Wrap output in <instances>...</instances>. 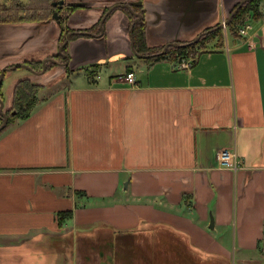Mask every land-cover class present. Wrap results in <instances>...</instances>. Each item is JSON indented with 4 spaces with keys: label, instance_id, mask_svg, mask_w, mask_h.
Segmentation results:
<instances>
[{
    "label": "crops",
    "instance_id": "1",
    "mask_svg": "<svg viewBox=\"0 0 264 264\" xmlns=\"http://www.w3.org/2000/svg\"><path fill=\"white\" fill-rule=\"evenodd\" d=\"M67 1L84 3L69 14L77 31L139 3L159 47L214 30L241 0ZM127 11L107 16L103 39L69 41V66L99 63L95 77L70 76L0 132V264H264V18L183 70L134 53ZM118 59L125 70L111 72ZM223 150L237 169L220 165Z\"/></svg>",
    "mask_w": 264,
    "mask_h": 264
},
{
    "label": "trees",
    "instance_id": "2",
    "mask_svg": "<svg viewBox=\"0 0 264 264\" xmlns=\"http://www.w3.org/2000/svg\"><path fill=\"white\" fill-rule=\"evenodd\" d=\"M57 0H0V25L1 24H22L27 22H36V23H46L50 20H53V15L55 12L59 11L57 3H54ZM237 4L232 12L238 7ZM74 7H71L73 10ZM136 10L142 11L141 6H135ZM108 10L105 9L104 14ZM128 12V11H127ZM231 12V13H232ZM130 22L129 25H133L135 16L128 12ZM102 16V17H103ZM101 17V19H102ZM255 22H258L264 18V0H249L245 2L234 15L232 20L229 22L226 28L216 27L214 30H206L205 33L201 36L199 41L191 44L182 42L180 46H170L165 53H162L164 46L151 47L149 46L146 38V25L143 20L138 21L133 26L132 36L134 39L135 49L138 53L148 55L147 59L150 62L168 59L174 63H177L182 58L200 55L204 50L209 47V45H216V47H222L226 41L224 30L227 29L230 31L233 37L242 38L239 30L242 25L246 22H249L251 18ZM228 19V18H227ZM100 21L90 28L84 30L91 31H100L99 28ZM61 33L58 38L59 44H62L66 40V35L71 31H75L72 28H69L68 22L64 18L60 23ZM80 31V30H79ZM82 35L75 34L74 38H78ZM68 46H65V52L68 54ZM60 57V56H57ZM197 60V57H196ZM195 60V62H196ZM194 62V63H195ZM35 68H40L41 61H31L27 62ZM93 68V69H91ZM100 68V64H93L90 67H87L86 70L91 74H94L96 70ZM131 68L128 67L127 71H130ZM67 71L70 72L69 67ZM91 74L89 77H91ZM89 75V73H88ZM92 76H96V73ZM46 86L40 83H34L29 78L20 79L15 88L13 94V103L8 111L9 120L5 128L20 119H25L31 115L37 105L42 101L40 93ZM0 97H2L1 88H0ZM15 113L13 114V112ZM2 121L0 120V125ZM4 129V128H3ZM2 129L0 130V132ZM78 194H84L82 191H78ZM70 213L62 212L57 214V219L59 224H62L65 219L70 217Z\"/></svg>",
    "mask_w": 264,
    "mask_h": 264
},
{
    "label": "rangeland",
    "instance_id": "3",
    "mask_svg": "<svg viewBox=\"0 0 264 264\" xmlns=\"http://www.w3.org/2000/svg\"><path fill=\"white\" fill-rule=\"evenodd\" d=\"M97 6L99 8H102L103 4L99 3ZM92 11L94 12L92 13ZM90 13L92 14V19L90 21L92 23L97 22L100 17L98 16V13L92 9H88L84 12V14L86 15ZM79 18L84 19V17ZM77 20L78 18L73 19V21L75 22ZM33 23L34 24L22 23V25H0V74L2 71L8 69L6 72L7 76L3 77L1 87L3 90L2 93L4 92L3 100L5 104V110L12 106L14 88L17 82L22 79L21 77H19V74H27L31 81H33L34 83L44 84L46 88L43 89L40 93V97L42 96L44 98H51L59 92H66L72 84L71 77L73 78V80L76 77L78 78V82H74L73 86L86 84L87 80L85 77H87L88 73L89 76L91 74L86 70V68L90 67L91 65L78 66L82 63H79L74 67H70L72 70L70 72H68L64 66L56 64L54 62H52L51 65L48 66V69L43 74H37L34 71L21 66L13 69V67L15 66L22 65L30 61H41L42 63H44V61L50 59L52 55L59 53L60 45H58V37L61 33L60 25L55 23V26H49L47 24H39L36 22ZM85 23L89 24L90 22L86 19L84 20V24ZM118 31V28H116V30H114V33H117ZM224 33L225 38L230 39V37L232 36L228 29L226 31L224 30ZM109 38L113 40L115 51L123 50L128 54H131L132 50L130 47V43L127 40L124 41L122 39H119L115 34H111ZM111 53L112 52H110V54ZM102 55L107 56L105 54H100L99 56ZM124 60L118 59L114 61L111 64V67H109L112 70L111 72L121 73L123 70H125ZM105 68L106 67L104 65V67L100 69V71L102 70L101 72L104 75L106 74V72L110 71L108 69L105 70ZM40 69L41 66L40 68H37V70L39 71ZM94 74H91V77H94L92 76ZM126 241L131 242L132 240L128 239Z\"/></svg>",
    "mask_w": 264,
    "mask_h": 264
},
{
    "label": "water",
    "instance_id": "4",
    "mask_svg": "<svg viewBox=\"0 0 264 264\" xmlns=\"http://www.w3.org/2000/svg\"><path fill=\"white\" fill-rule=\"evenodd\" d=\"M247 1H249V0H241L239 3H237V4H239L238 5V7L231 13H229V15H228V19H226V21L225 22H223V23H221L220 25H219V27H226L228 24H229V22L232 20V18L234 17V15L237 13V11L239 10V8L245 3V2H247ZM66 1L65 0H60V1H55L54 3H59L60 5H63L64 3H65ZM72 4V3H71ZM82 4H84V3H81V2H79V3H76V4H72L73 6H81ZM139 3H136V2H126V3H118V4H115L114 6H112V7H110V9L107 11V13L102 17V19L100 20V24H99V28H100V33H95V32H89V31H85V30H80V31H77V30H75V31H72V32H70L68 35H67V37H66V40L64 41V43L60 46V48H59V52L60 53H62V55L63 56H65L66 58H67V61L65 62V63H61V62H58V61H56V60H54L57 64H59V65H61V66H64L66 69H67V66L71 63V59H72V57H71V55H70V53H68V54H65V53H63L62 52V50H63V48H64V46H66L68 43H69V41H70V39H71V37L74 35V34H80V35H90V36H92V37H95V38H97L98 40H101V39H103V34H104V32H105V20H106V18H107V16L113 11V10H115L116 8H127L128 10H129V12L130 13H132L133 15H135V16H138L135 20H134V23H133V25L131 26V25H129V27H127V29L131 32V45H132V49H133V51H134V53L137 55V56H140V57H147L148 55H144V54H140V53H138L137 51H136V49H135V45H134V39H133V36H132V31H133V26H134V24L135 23H137L138 21H140L141 19H142V17H143V14H141V13H139V12H137V11H135L134 10V5H138ZM236 4V5H237ZM235 5V6H236ZM233 10V9H232ZM61 18H62V15L61 14H59L58 12H55L54 13V15H53V20H55L56 22H57V24H59L60 25V23H61ZM52 20H50V21H48V22H46V23H39V24H48L49 22H51ZM40 26V25H39ZM201 36H202V34H199L193 41H190V42H188L187 44H191V43H195V42H197V41H199V39L201 38ZM180 45H184V44H181V43H179V42H169V43H166L165 44V46H164V49H163V51H162V53H165L167 50H168V48L170 47V46H180ZM69 52V51H68ZM50 61V59H47L46 61H44V68H43V70L40 72V74H43V73H45L46 72V64H47V62H49ZM19 66H21V67H25V68H28V69H32V67L29 65V64H27V63H24V64H22V65H18V66H15V67H13V69H15V68H17V67H19ZM70 67V66H69ZM4 72H5V70L4 71H2V73L0 74V84L2 83V81H3V77H4ZM35 73H39V72H36V71H34ZM4 100H3V98L2 97H0V109L1 108H3L4 107ZM3 113V115H4V120H3V123L0 125V130L1 129H3V128H5V126L7 125V123H8V120H9V116L5 113V112H2ZM15 113V111L13 112V114ZM211 227H213V219H212V225H211Z\"/></svg>",
    "mask_w": 264,
    "mask_h": 264
},
{
    "label": "built area",
    "instance_id": "5",
    "mask_svg": "<svg viewBox=\"0 0 264 264\" xmlns=\"http://www.w3.org/2000/svg\"><path fill=\"white\" fill-rule=\"evenodd\" d=\"M227 27V26H226ZM225 27V28H226ZM252 29V23L246 22L244 25L240 27V34L241 36H247L249 34V31ZM196 57L191 55L187 58H182L180 61L176 63V67L178 69H189L195 62ZM126 79L132 83H136V75L133 72H127L126 73ZM220 165L224 167H230L233 169H237L238 167V160L236 157V153L232 151L223 150L220 153Z\"/></svg>",
    "mask_w": 264,
    "mask_h": 264
},
{
    "label": "flooded vegetation",
    "instance_id": "6",
    "mask_svg": "<svg viewBox=\"0 0 264 264\" xmlns=\"http://www.w3.org/2000/svg\"><path fill=\"white\" fill-rule=\"evenodd\" d=\"M57 1H60V0H57ZM66 2L63 4V5H60L59 3H57V5H58V7H59V11H57L59 14H61L62 15V18H61V21L65 18L66 19V21L68 22V20H69V14H71L72 12H73V10H74V8H73V10L71 9V7H75V6H73L71 3H68V1L67 0H65ZM55 2V1H54ZM121 8V7H120ZM134 8H135V6H134ZM107 9V8H106ZM110 8H108V10H109ZM107 10V11H108ZM135 11H137V12H140V11H138V10H136V8L134 9ZM107 11H106V13H107ZM114 11V10H113ZM105 13V14H106ZM104 14V15H105ZM135 16V15H134ZM138 16H135V19L137 18ZM52 21H54V20H52ZM141 21V20H140ZM70 28V27H69ZM84 30V29H83ZM85 31H89V32H95V33H100V31H91V30H85ZM72 32V31H71ZM69 34V33H68ZM67 34V35H68ZM104 34H105V32H104ZM103 34V35H104ZM67 35H66V37H67ZM75 35V34H74ZM71 39H73V36L71 37ZM70 39V40H71ZM64 43V42H63ZM62 43V44H63ZM62 44H59L60 46L62 45ZM67 45H69V43L67 44ZM64 48H65V46H64ZM63 48V50H62V52L63 53H65V54H67L66 52H65V49ZM68 48H69V46H68ZM57 56H60V57H57ZM56 60V61H58V62H61V63H65L66 61H67V58L65 57V56H63L62 55V53H58V54H54V55H52L51 56V58H50V61L49 62H47V64H46V70L48 69V66H50L51 65V63L52 62H54V63H56L54 60ZM31 62V61H30ZM27 63V62H26ZM27 64H29L31 67H32V71H36V72H39L38 74H40V72L43 70V68H44V63H42L41 64V69H40V71L39 70H37V68H35L34 67V65L32 66L30 63H27ZM57 64V63H56ZM69 67V65L67 66V68ZM69 69H70V67H69ZM7 70L8 69H6L5 70V72H4V76L6 75V72H7ZM2 73V72H1ZM30 79V78H29ZM31 80V79H30ZM33 82V81H32ZM2 87V83L0 84V88ZM1 93H2V88H1ZM2 98H3V93H2ZM10 110V108H8V109H6L5 110V105H4V107L3 108H1L0 109V120L2 121V123H3V120H4V115H3V113L2 112H5L7 115H8V111ZM1 123V124H2Z\"/></svg>",
    "mask_w": 264,
    "mask_h": 264
}]
</instances>
